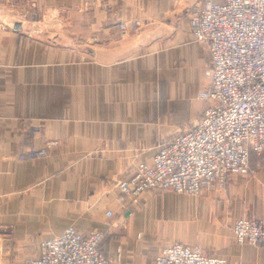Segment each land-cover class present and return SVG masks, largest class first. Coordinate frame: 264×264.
Masks as SVG:
<instances>
[{
    "label": "crops",
    "instance_id": "crops-1",
    "mask_svg": "<svg viewBox=\"0 0 264 264\" xmlns=\"http://www.w3.org/2000/svg\"><path fill=\"white\" fill-rule=\"evenodd\" d=\"M203 1L0 0V264H27L70 225L101 231L103 251L123 264H153L171 242L264 264V244L233 234L238 218L264 219V152L200 197L149 190L131 202L117 185L202 110L210 57L189 21ZM16 8L37 18L16 24ZM132 18L139 30L121 33ZM51 140L46 154L25 155ZM168 198L179 220L165 217Z\"/></svg>",
    "mask_w": 264,
    "mask_h": 264
},
{
    "label": "built area",
    "instance_id": "built-area-1",
    "mask_svg": "<svg viewBox=\"0 0 264 264\" xmlns=\"http://www.w3.org/2000/svg\"><path fill=\"white\" fill-rule=\"evenodd\" d=\"M140 20L119 24L121 33L137 32ZM190 33L206 45L210 61L206 86L199 97L207 102L189 128L165 142L150 161H140L118 181L123 197L137 201L149 190H172L196 196L204 188L221 189L238 175L250 173L252 152H264V0H204L190 8ZM57 141L27 154H46ZM23 155V156H25ZM108 211L107 216L112 217ZM233 234L240 246L264 244V219L238 218ZM103 233L81 232L70 225L40 242L38 256L27 264H123L105 254ZM153 264H229L199 245L165 244Z\"/></svg>",
    "mask_w": 264,
    "mask_h": 264
},
{
    "label": "rangeland",
    "instance_id": "rangeland-1",
    "mask_svg": "<svg viewBox=\"0 0 264 264\" xmlns=\"http://www.w3.org/2000/svg\"><path fill=\"white\" fill-rule=\"evenodd\" d=\"M23 2V1H22ZM11 13V21H16L15 23L16 24H19V20L20 19H23V18H25V15H28L27 17H31V18H33L34 17V19L35 18H37V16H31V14H32V11L31 12H27V11H25V12H20L19 10H18V8H16V9H12V11L10 12ZM47 14H48V12H45V13H42V12H40V17H42V18H45V17H47ZM51 16V18H57L58 16H59V13L58 12H52V14L50 15ZM48 18V17H47ZM133 19V18H132ZM139 20H140V18H138ZM130 20V19H129ZM126 21V20H125ZM141 21V20H140ZM53 22H55V23H52V25L54 26V28H56L57 27V24H56V21H53ZM17 28V27H16ZM139 30V29H138ZM190 32V31H189ZM191 34V33H190ZM200 93V92H199ZM200 98V97H199ZM201 99V98H200ZM203 102H202V110H200L201 112H199L200 114H198L199 116L197 117V118H195L194 120H192V122H188V124H186L184 127H183V129L185 130V128H189V127H191L195 122H196V120L201 116V114H202V112H203V110L205 109V107L207 106V102L205 101V100H202ZM182 129V130H183ZM51 141H53V140H51ZM55 141H57V140H55ZM50 142V141H49ZM57 144H58V141H57ZM38 149V148H37ZM252 153H255V152H252ZM251 153V154H252ZM257 154V153H256ZM250 158H251V155H250ZM251 171V170H250ZM232 179V178H231ZM230 179V180H231ZM229 180V181H230ZM228 181V182H229ZM228 182H227V184H225V187L228 185ZM225 187L224 188H221V189H225ZM213 190H217L216 188H214V187H212V188H204L203 190H202V192H200V194H198V195H196V196H192V197H200V195L202 196V193L205 195V194H210V193H212V192H206V191H213ZM162 191H164V190H162ZM166 191V190H165ZM170 192H172V193H175V192H173L172 190L170 191ZM206 192V193H205ZM176 194V193H175ZM179 194V193H178ZM185 195V194H184ZM186 196H190V195H186ZM126 197V196H125ZM127 198V197H126ZM141 199V197L137 200V202H139V200ZM131 202H133V200H130ZM135 202V201H134ZM178 204H179V202L177 201V200H175V199H173V198H168V205H167V211H166V214H165V217H167V218H169L170 219V221H175V220H179V218H180V216L182 215V213H181V209H180V207L178 206ZM254 217V216H253ZM172 243V242H171ZM203 249V248H202Z\"/></svg>",
    "mask_w": 264,
    "mask_h": 264
}]
</instances>
